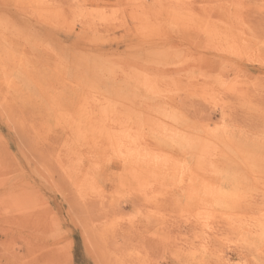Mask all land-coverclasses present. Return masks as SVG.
<instances>
[{
	"label": "rangeland",
	"instance_id": "374dc122",
	"mask_svg": "<svg viewBox=\"0 0 264 264\" xmlns=\"http://www.w3.org/2000/svg\"><path fill=\"white\" fill-rule=\"evenodd\" d=\"M0 264H264V0H0Z\"/></svg>",
	"mask_w": 264,
	"mask_h": 264
},
{
	"label": "bare ground",
	"instance_id": "6f19581e",
	"mask_svg": "<svg viewBox=\"0 0 264 264\" xmlns=\"http://www.w3.org/2000/svg\"><path fill=\"white\" fill-rule=\"evenodd\" d=\"M117 241V240H116Z\"/></svg>",
	"mask_w": 264,
	"mask_h": 264
}]
</instances>
